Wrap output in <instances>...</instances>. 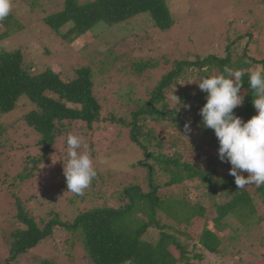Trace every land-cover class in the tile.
I'll use <instances>...</instances> for the list:
<instances>
[{
    "label": "trees",
    "instance_id": "obj_1",
    "mask_svg": "<svg viewBox=\"0 0 264 264\" xmlns=\"http://www.w3.org/2000/svg\"><path fill=\"white\" fill-rule=\"evenodd\" d=\"M22 1L29 2L34 10L44 0ZM56 1V10L43 21L57 33L63 27L72 26L74 32L84 35L99 24L111 27L146 13L151 16L155 28L167 30L174 24L166 0ZM12 21L10 13L0 22V38L7 36L5 30ZM242 38L245 45L240 41ZM251 41L252 34L237 36L228 43L223 55L209 52L206 56L195 54L192 58L175 61L149 92L148 99L138 98L126 104L125 113L130 117L123 115L111 119V123L128 132L129 142L143 153V160L131 165L139 174L141 172L142 179L138 174L140 178L127 185H115L110 199L116 205L109 204L105 197L108 193L97 195L95 192L94 198L97 195L98 199L107 200L101 207L81 211L67 222L62 221L57 212H52L51 219L41 226L14 195L16 218L22 226L10 233V256L4 261L0 257V264H21L41 243L54 240L62 233L66 238L64 242L71 247L82 246L86 264H229L244 251L261 255L259 264H264V237L251 241L255 230L264 224V215L259 213L264 208V185L257 187L253 183L249 184L250 188L246 185L238 189L232 175L225 180L218 177L217 167L221 163L230 165L221 162L218 154L201 162L187 160L182 148L188 150L183 140L187 137L184 125L189 121L191 129L204 138L196 143L193 153L200 150L206 155L207 147L215 142L219 147L214 131L203 127L198 113L192 118L186 116L188 109L184 105L193 102L202 107L206 103V93L181 95L176 109H171L172 102L168 100L169 92L179 88L180 83L194 82V78L195 83H199L200 77L221 75L228 66L243 73L239 81L243 103L234 109V114L244 121L251 119L257 113L252 105L254 93L248 84L249 70L264 66V54L256 58L250 55L254 54L249 47ZM23 63V48L0 51V120L13 112L23 97L31 103L28 112L16 123L24 122L39 137L37 145L44 154L38 161L32 159L37 168L74 124L82 123L92 128L108 120L103 117L104 106L96 94V71L100 69L95 71L93 64L75 69L72 78L65 80L49 68L31 73L24 69ZM158 66L159 60H141L134 72L141 75ZM243 69L248 70L243 72ZM196 89L200 90L198 86ZM151 123L162 127L161 136L156 128L149 126ZM5 131L0 122V138ZM169 146L172 152L168 151ZM32 175L33 171L25 169L15 179L24 182ZM115 176L107 175V181ZM99 177L105 183L104 188L111 187L104 175ZM188 183L191 185L178 192L175 190ZM196 192L202 194L196 195ZM77 196L75 204L79 197L81 201L86 200L85 194ZM210 209L215 212L211 219L207 216ZM230 229L232 234L226 236ZM56 258L57 254L51 259H31L29 264H59Z\"/></svg>",
    "mask_w": 264,
    "mask_h": 264
},
{
    "label": "rangeland",
    "instance_id": "obj_2",
    "mask_svg": "<svg viewBox=\"0 0 264 264\" xmlns=\"http://www.w3.org/2000/svg\"><path fill=\"white\" fill-rule=\"evenodd\" d=\"M86 1L89 0H80V3ZM166 2L174 21L170 29L155 28L151 16L146 13L111 27L99 24L93 31L80 35L73 31L72 26L63 27L59 33L53 32L43 21L56 10V0H44L34 10L29 2L12 0L13 21L5 30L7 36L0 38V51L21 47L24 69L30 70L31 73L53 69L65 80L72 78L75 69L93 64L95 71L100 69V73L96 71V94L104 106L103 117L108 121L97 123L92 128L82 123L74 124L70 132L58 139L48 158L39 162L35 168L36 164L32 159L38 161L44 154L43 149L37 145L39 137L24 122L16 123L17 119L28 112L31 103H27V99L23 97L13 112L1 118L0 122L6 128L0 138V257L3 261L10 256V233L22 226L16 218L15 196L22 201L23 207L31 217L44 226L42 222L50 220L52 212H57L61 220L67 222L73 220L81 211L101 207L107 200L98 199L97 195L108 193L105 197L108 198L109 204L116 205V202L110 199L114 186L127 185L140 178L139 175L142 179L141 172L139 174L131 165L143 160V153L134 143L129 142L128 132L116 123H111V119L123 115L130 117L128 112L125 113L128 109L126 104L138 98L148 99L149 92L156 87L171 64L177 60L192 58L195 54L206 56L209 52H216L217 55H223L229 42L237 36L247 37L248 34L253 36L249 47L254 54L250 55L256 58L264 54V0ZM240 41L245 45L243 38ZM148 59L159 60V66L149 72L145 70L141 75L135 74L137 62ZM257 68L258 66L252 71ZM247 70L243 69V72ZM180 85L168 94V100L172 102L171 109H176L181 95L186 93L195 96L201 91L196 89L198 85L195 78L194 82H183ZM239 95L241 96V93ZM189 105L190 110L188 109L186 116L192 118L194 114L199 113L201 107L193 102ZM149 126L156 128L161 136V126L153 123ZM168 131L169 129L166 130ZM69 133L81 138L82 148L79 151L87 152L91 156L97 172L93 180L94 185H90L84 192L86 200L81 201L79 197L76 204L73 201L78 196L67 191L63 168L68 160L66 140ZM200 139L204 138L192 129L183 140L188 144L187 151L182 148L187 160L201 162L218 154L217 142L207 147L206 155H202L200 150L193 153ZM172 150L169 146L168 151ZM230 168L231 165L221 163L217 167V176L227 179ZM25 169L27 172L33 171L32 177L24 182L16 180L17 175ZM110 174L120 176L107 181V175ZM101 175L105 176L107 184H112L110 188H104L105 183L99 177ZM243 175L247 178L246 173ZM188 185L191 184L179 186L175 190L179 191ZM246 187L250 188L249 185ZM99 189L102 190L95 191ZM108 190L109 192H106ZM195 194L201 195L202 192ZM259 213L264 215V208H261ZM212 215L215 216V212L210 209L207 216L211 219ZM232 232L230 229L225 235L229 236ZM63 235L64 233L54 240L51 238L44 241L20 263L29 264L31 259H51L57 254L59 264H86L87 260L82 258V246L71 247L69 243L64 242L66 238ZM263 237L264 224L255 230L251 241ZM79 257L82 259L76 260ZM261 258V255L244 251L242 255H236L234 261L229 264H259Z\"/></svg>",
    "mask_w": 264,
    "mask_h": 264
},
{
    "label": "clouds",
    "instance_id": "obj_3",
    "mask_svg": "<svg viewBox=\"0 0 264 264\" xmlns=\"http://www.w3.org/2000/svg\"><path fill=\"white\" fill-rule=\"evenodd\" d=\"M11 11L12 0H0V22ZM249 72L248 84L254 93L252 105L257 114L247 121L234 114V109L243 103L239 95L242 71H233L225 66L223 74L200 77L197 83L198 88L206 93V103L198 113L202 117L203 127L214 131L219 144L218 159L231 165L229 174L235 178L238 189L253 183L257 187L264 185V66ZM184 107L190 110V105ZM184 131L191 133L190 121L184 125ZM66 143L68 160L63 166L66 188L75 195H83L97 172L91 156L79 151L82 148L80 137L69 133Z\"/></svg>",
    "mask_w": 264,
    "mask_h": 264
}]
</instances>
